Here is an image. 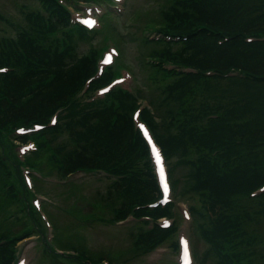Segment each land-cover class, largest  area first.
<instances>
[{
  "label": "trees",
  "instance_id": "1",
  "mask_svg": "<svg viewBox=\"0 0 264 264\" xmlns=\"http://www.w3.org/2000/svg\"><path fill=\"white\" fill-rule=\"evenodd\" d=\"M157 1L155 7L144 12L149 16L142 23L137 20L140 15L137 8H125L119 17L125 18L129 28L135 21L137 29L128 38L142 45L136 54L145 72L143 85L149 90V102L158 116L148 107L142 114L154 129L166 155L175 156L170 169L172 182L176 194L189 201L198 263L254 264L257 258L264 259V251L253 254L257 250L255 242H264V230L260 228H264V192L255 196L249 194V190L264 182V41L245 42L242 37L264 34V0ZM40 3L41 10H49L50 16L43 15L37 20L33 15L35 10L25 15L31 30L18 28L17 38L26 50L41 58L44 67L25 70L19 79L21 86H17L15 95L3 109L0 117L3 125L38 119L47 108L72 102L84 77L93 71L94 60L106 38V30L86 31L68 25L59 6L45 0ZM142 27L185 35L186 39L150 40L146 38L148 35L141 36L138 32ZM56 30L60 35L55 34ZM25 32L31 33L25 35ZM122 35L127 41L125 34ZM225 35L227 38L223 39ZM92 37L98 42L92 44ZM82 43L88 46L78 51ZM19 48L2 44L0 61L15 59ZM144 56L153 60L144 62ZM162 58L180 59L196 67L198 72L165 71L158 62ZM127 61L121 53L119 62ZM228 66L238 68L246 76L202 73L208 68L222 73ZM112 72L113 68L108 70L102 82ZM23 90L25 96L20 99L18 94ZM144 91L140 83L139 95ZM136 103L137 98L114 89L97 107L84 103L83 110L66 113L64 126L71 146L62 156L64 144L49 150L46 140L41 142L45 157L60 173L78 167L126 173L123 179L97 192L94 199L97 205L113 209V218L122 216L133 202L150 200L155 195L149 168L142 162L146 147L139 133H132L130 128L132 119L128 110ZM210 111L216 116L206 117ZM46 133L51 140L58 136L53 130ZM251 140H260V149L247 151L249 143L248 146L244 143ZM0 171H4L1 159ZM20 197L15 204L12 195L0 204L2 209L14 204L13 215L0 230V237L16 238L23 233L37 232L43 239L45 227L38 220L29 196L23 192ZM167 212L172 213L171 206L167 207ZM28 225L31 228L22 230ZM53 227L54 245L65 247V230L58 224ZM166 235L158 228L141 233L130 242L132 248L122 249L114 258L133 256ZM11 246L9 241L0 243V264H11ZM77 249L88 250L84 246ZM93 255L102 254L89 251L88 262L93 261Z\"/></svg>",
  "mask_w": 264,
  "mask_h": 264
},
{
  "label": "rangeland",
  "instance_id": "2",
  "mask_svg": "<svg viewBox=\"0 0 264 264\" xmlns=\"http://www.w3.org/2000/svg\"><path fill=\"white\" fill-rule=\"evenodd\" d=\"M45 2L49 4L54 2V0H45ZM74 2L79 6L80 10L85 11L84 14H87L91 13L92 6L90 5H97L95 3L98 1L93 0V4H88L85 0H74ZM157 3V0H126L124 5L121 6V11H123L124 8H128V10L131 8H137L140 11V15H138L137 20L139 23H142L149 16L144 12H148L150 9L155 7ZM39 6L40 0H0V41L2 34L5 36L12 35L17 28L24 27L26 31L31 30L30 25L26 22L28 20L25 19V15L31 13L25 15L23 13L25 10ZM156 9L157 7L155 10ZM121 11L118 13H121ZM156 11H158V9ZM73 13L74 17L78 14L76 11ZM33 15L37 20H39V18L43 16L41 7L40 10H38V12L35 11ZM153 18H156V16L153 15ZM119 20L112 21L114 24L110 23L116 32H120H118L120 36L121 34H125L126 36L127 41L124 40L125 37L123 35L120 38L122 52L126 55L128 60L125 63L130 65L136 72L139 79L138 84L140 85V83H142L143 90H145L141 94L147 98L148 108L154 116L157 117L158 115L154 113V108L149 102L147 86L144 87L143 85L145 72L142 67L138 68L142 65V63L137 56L136 51L141 48L142 45L141 43H136V40L128 38V36L137 29L134 25L135 21L129 28L124 17ZM129 23L130 21L128 20V24ZM138 32L141 36H144L150 32L155 33L157 30L142 27ZM30 33L31 32H25V35ZM91 41L92 44L98 42L96 37H92ZM17 43H19L20 46L17 57L12 60L4 59L0 61V69L3 70L0 71V117L2 116L5 105L9 103L10 98L15 95L17 86H21L19 79L22 77L25 70H28V67L33 66L38 69L44 67V62L41 61V58H37V56L34 55V52L26 50L23 45L20 44L19 40ZM87 46V43H82L77 50L82 51ZM127 77L128 76H126V81ZM91 84L93 85V83ZM24 96L25 90L18 94L20 99ZM73 102L74 103L70 102V106L67 105L68 109L75 107L76 110L79 109L77 111H80L83 106H81L79 98H75ZM47 109L48 111H46L42 117L38 119H24L14 125H3V122L0 124V159L3 162L4 167V171H0V204L3 203L5 198L11 195L14 204L17 202V197H20L23 192L28 195L29 198L36 195L41 201L38 207L33 208L38 216V220L43 223L45 227L43 234H45V236L48 235V237L52 239L54 250L55 241L53 225L58 224V226L65 230V247L58 244L56 245L55 243L57 247L56 252L61 254H54V251L46 249L45 245L41 242V234L36 232L39 236L37 235L38 237L35 239L34 235L23 233L16 237V243L13 242L11 247L13 255H15V247L18 244L17 258L24 256L26 263L28 262V256L30 255L31 260L28 262L29 264H76V260L85 264H147V261L148 264H163V258H168V260L171 259L173 257L171 251L159 255H155L154 252H150L144 257V261H141V257L147 251L148 246L133 256L129 254L123 256L122 258H114L115 256L121 254L122 249L132 248V246H129L130 242L131 240L134 241L137 235V233L133 231L140 229V225L136 224L137 228L135 230L133 226H131L132 223L127 224L116 222L114 219H110L113 218V209H111L108 205H97L94 202V199L97 197L96 193L104 190L107 185L106 182L110 181L105 174H100L97 170H95L88 172L87 174L76 173L73 175L69 174L70 176L65 175L67 171L60 173L56 166L51 164L45 157V151L42 150V140H46V147L49 150H52L59 144H64L65 150L60 152V156H62L71 146V140L68 135H65L66 130H59L58 124L52 125L54 118L63 124V119L65 118L62 116L63 112L60 111L55 113L54 111L56 110V106L52 108L49 107ZM136 110L137 104L128 110V115L130 116L132 113L133 120L136 124L142 123L147 127L142 120L134 115ZM45 122H47V126L40 125ZM130 128L131 132L135 133L136 130H134L132 126H130ZM48 130L58 132V136L55 140L50 139V135L46 133ZM16 136H19L21 140L17 139ZM244 144L247 145L248 149L253 152L260 149L261 141L251 140L249 142H245ZM40 150H42V152ZM174 160L175 156H168V165L170 167L172 166ZM55 178H68L69 181L67 180V182L63 184L61 182H56ZM47 198L48 200H46ZM254 202H252V204ZM13 205L8 209L0 208V230L6 227L8 218L13 215ZM44 210H46L52 221V229L49 227V230H47L46 228V222L49 225L50 223L44 215ZM28 228H31V225L22 228V230ZM260 228L261 230H264V228ZM13 233L15 232H11V234ZM161 241L168 243L169 238L162 239ZM259 243L260 245L258 249L255 250L253 254H257L259 251H264V242L259 240ZM35 244L37 245L35 246ZM83 246L88 250L81 252L77 249L78 247ZM37 251L39 252L37 253ZM47 251L50 253L46 254ZM89 251L100 252L102 255H93V258H91L93 261L88 262ZM154 257L155 259H153ZM254 264H264V259L262 260L261 258H257Z\"/></svg>",
  "mask_w": 264,
  "mask_h": 264
},
{
  "label": "bare ground",
  "instance_id": "3",
  "mask_svg": "<svg viewBox=\"0 0 264 264\" xmlns=\"http://www.w3.org/2000/svg\"><path fill=\"white\" fill-rule=\"evenodd\" d=\"M109 22H111V23H113L112 22V20H110ZM114 24V23H113ZM161 33V31H157V32H155V33H152V32H150V33H147L146 35H154V34H160ZM173 37H177V35H172ZM123 53V52H122ZM100 54H98V56H99ZM125 55V54H124ZM126 56V55H125ZM138 68H140V66L138 67Z\"/></svg>",
  "mask_w": 264,
  "mask_h": 264
},
{
  "label": "snow or ice",
  "instance_id": "4",
  "mask_svg": "<svg viewBox=\"0 0 264 264\" xmlns=\"http://www.w3.org/2000/svg\"><path fill=\"white\" fill-rule=\"evenodd\" d=\"M90 24H92V23H94V22H89ZM110 60H111V57H107L106 59H105V63H109L110 62ZM0 71H3L2 69H0ZM153 151H155V149H153ZM158 158V157H157ZM167 191V188H166V186H165V192Z\"/></svg>",
  "mask_w": 264,
  "mask_h": 264
}]
</instances>
